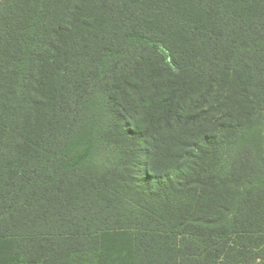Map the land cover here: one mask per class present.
Here are the masks:
<instances>
[{
	"label": "trees",
	"instance_id": "16d2710c",
	"mask_svg": "<svg viewBox=\"0 0 264 264\" xmlns=\"http://www.w3.org/2000/svg\"><path fill=\"white\" fill-rule=\"evenodd\" d=\"M0 264H264V0H0Z\"/></svg>",
	"mask_w": 264,
	"mask_h": 264
}]
</instances>
